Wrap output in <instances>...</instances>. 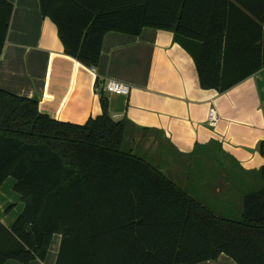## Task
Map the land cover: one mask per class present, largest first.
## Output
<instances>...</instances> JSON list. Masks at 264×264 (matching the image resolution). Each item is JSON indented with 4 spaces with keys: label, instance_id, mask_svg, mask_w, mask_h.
<instances>
[{
    "label": "trees",
    "instance_id": "obj_1",
    "mask_svg": "<svg viewBox=\"0 0 264 264\" xmlns=\"http://www.w3.org/2000/svg\"><path fill=\"white\" fill-rule=\"evenodd\" d=\"M67 55L96 68L109 32H174L194 58L203 89L225 93L264 68V0H39ZM14 5L0 0V57ZM104 113L85 125L44 115L36 99L0 90V187L16 181L25 208L0 221V264H201L227 255L264 264L262 188L241 219L206 207L144 158L123 149L125 120ZM264 156V142L261 144Z\"/></svg>",
    "mask_w": 264,
    "mask_h": 264
},
{
    "label": "crops",
    "instance_id": "obj_2",
    "mask_svg": "<svg viewBox=\"0 0 264 264\" xmlns=\"http://www.w3.org/2000/svg\"><path fill=\"white\" fill-rule=\"evenodd\" d=\"M8 1L14 13L0 57V90L36 99L42 114L76 125L102 116L104 97L110 117L127 122V152L145 160L137 148L154 153L165 145L187 160L217 150L233 169L213 171L216 186L207 188L195 177L175 182L216 214L232 220L239 209L241 217L243 198L263 186L264 68L225 93L203 89L194 58L174 32L154 28H144L139 36L109 32L97 67L88 68L66 54L39 0ZM106 81L129 85L130 95L98 93L96 85ZM213 108L219 117L216 127L208 121ZM15 185L9 178L0 187V221L9 229L25 208ZM61 242L55 234L45 261L30 264H56ZM201 264L237 263L223 254Z\"/></svg>",
    "mask_w": 264,
    "mask_h": 264
},
{
    "label": "rangeland",
    "instance_id": "obj_3",
    "mask_svg": "<svg viewBox=\"0 0 264 264\" xmlns=\"http://www.w3.org/2000/svg\"><path fill=\"white\" fill-rule=\"evenodd\" d=\"M162 148L153 153L145 152L143 147H139L136 149V154L147 157L146 160L150 162L154 167L165 171L170 179L180 184H182L184 179L187 177V179H189V177H195L197 181L202 180L203 185H206L207 188L214 187L216 186V184L214 183L216 177L211 174L213 171L217 170L219 166L225 171L227 169H233V167L227 161H221V156L219 157L217 155L218 151L216 149L215 153L212 151L213 153L209 152L208 155L206 153L204 156L187 160L183 159L180 156L177 157L174 152L170 151L168 148H165V145H163ZM123 149L125 151H128V148L126 146H124ZM219 162L222 163V165ZM211 204H215V202ZM233 212L235 217H231V219L240 220V210L235 209Z\"/></svg>",
    "mask_w": 264,
    "mask_h": 264
},
{
    "label": "built area",
    "instance_id": "obj_4",
    "mask_svg": "<svg viewBox=\"0 0 264 264\" xmlns=\"http://www.w3.org/2000/svg\"><path fill=\"white\" fill-rule=\"evenodd\" d=\"M96 91L98 93L115 94L118 96H129L131 93V87L126 84H122L116 81H106L103 84L96 85ZM208 121L210 127H216L219 123L218 112L216 109H211L208 115Z\"/></svg>",
    "mask_w": 264,
    "mask_h": 264
}]
</instances>
